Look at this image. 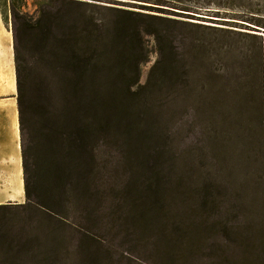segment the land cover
Returning a JSON list of instances; mask_svg holds the SVG:
<instances>
[{"label": "rangeland", "instance_id": "374dc122", "mask_svg": "<svg viewBox=\"0 0 264 264\" xmlns=\"http://www.w3.org/2000/svg\"><path fill=\"white\" fill-rule=\"evenodd\" d=\"M71 1L99 7L92 13L96 20L122 22L123 26L128 27L130 36L138 31L146 32L148 26L157 28L168 41L167 58L171 54L184 62L186 56L191 58L199 82L207 80L209 69L213 64L217 66L218 61H224L223 67L231 69L234 66L229 64L233 63L235 52L218 54V48L225 45L226 40L244 47L253 59L259 52L261 41L245 34L264 37V29L242 22L264 27V0H166L188 6L191 13L142 3L146 0ZM10 2L11 23L8 25L5 21V24L12 33L13 45L14 32H17L21 63L26 68L30 66L34 69L40 84L38 96L54 97L55 79L45 51L35 45L33 35L21 31L20 22L15 24L13 20V13L36 20L41 7L48 5L50 0ZM104 7L116 9L117 12L103 10ZM4 10L8 14V7H4ZM63 10L68 17L72 12L73 20L83 13V10L74 8L64 7ZM124 19L134 21H129L127 25ZM196 42L199 46L202 42L210 46L200 50L199 46L194 45ZM143 44L146 57L140 67V88L131 82L135 62L121 65L116 60H111L103 68L97 90L91 88L97 92L98 109L97 116H93L95 127L85 136V141L93 144L98 158L96 161L102 170L96 188V193H100L99 201L94 194L91 199L88 195L83 170L90 161L86 152L81 150L77 168L74 160H70V191L63 204V194L50 179L58 164L55 155L59 152L54 144L55 139L46 136L41 119L34 117L28 120L26 143L30 162L29 179L34 196L38 197L42 208L27 205L25 197L16 202L7 199L0 205L8 207L0 210V220H6L8 225L15 227L12 236L0 245V262L3 264H212L202 255L200 259L192 256L188 258L190 262L186 261L184 247L195 241L192 234L190 240H178L174 228V224H177L175 216L179 212L195 209L192 208L196 205L192 191L203 183L202 164L208 167L213 176H216V170L220 175L226 174L227 169L219 167L215 160L214 136L220 133L219 143L225 148L230 144L232 146L225 166L231 167L233 151L239 164L249 166L244 133L236 128L227 108L218 116L210 103L202 114L198 104L197 110L194 104L188 107L182 85L179 87L170 79L177 77V67L175 71L168 66L167 79L163 75L166 82L160 89L155 85L145 89L149 73L159 56L154 39L145 37ZM222 66L218 67L222 69ZM256 72L259 74L260 69L257 68ZM159 75L162 76V73ZM159 75L156 77L159 78ZM219 85L214 84L213 88ZM221 91V98L230 101V92L227 89ZM90 93V90L77 93L74 102L76 105L73 109L81 113L83 121V117L91 112L84 103ZM218 93L210 90L205 97L212 103ZM9 98L14 100L16 96L0 98V108ZM52 114L60 121L61 117ZM213 124L217 126L213 127ZM215 129H220L219 133ZM234 133L239 137L236 143L232 139ZM226 134L231 141L222 139ZM153 179L158 180L160 185V214H147L141 210L136 212L133 204L136 193L131 189L137 191L145 180ZM201 217L195 215L199 221ZM211 224L213 222L209 221L207 225ZM192 229L195 231V228ZM204 229L208 231L209 227ZM199 232L203 233L204 230L196 233L201 236ZM211 238L204 239L203 248L210 247Z\"/></svg>", "mask_w": 264, "mask_h": 264}, {"label": "trees", "instance_id": "16d2710c", "mask_svg": "<svg viewBox=\"0 0 264 264\" xmlns=\"http://www.w3.org/2000/svg\"><path fill=\"white\" fill-rule=\"evenodd\" d=\"M142 3L191 13L188 6L182 3H179V6L177 1L146 0ZM64 7L83 10L82 16L79 18L76 16L73 20L72 12L70 17L66 16ZM94 9H99V7L71 0H50L48 5L41 7L36 20L13 13L15 24L20 22L21 31L33 35L35 45L45 51L51 63L49 69L55 79L54 97L38 96L40 84L36 80L34 69L30 66L26 68L21 63L15 31L16 101L21 134L24 194L27 205L42 208L38 197L34 196L29 179L30 162L26 143V126L28 120L34 117L41 119L46 136L50 135L55 139L54 144L55 147L57 145L56 149L59 152L55 155L58 157V164L57 169L50 174V179L63 194V204V199L68 197L70 191L72 177L70 160H74L77 168L81 150L86 152L87 159L90 161L87 168L84 167L83 170L88 195L90 199L92 194L96 199H100V193H96V188L99 185V174L102 170L100 163L96 161L98 158L93 151V144L85 141V136L89 135L95 127L93 116H97L98 109L97 92L91 88L94 87L97 90L103 68L111 60H116L121 65L135 62L131 82L140 88V67L146 57L143 39L151 37L156 41L159 58L149 73L144 88H152L155 85L160 89L166 82L163 80V75L167 79L168 66L175 71L178 69L177 77L170 79L179 87L182 85V92L188 100V107L194 104L197 110L198 104L202 114V111L206 110V105L210 103L213 104L218 116L227 108L236 128L243 131L247 144L246 157L249 160V166L239 164L234 151L231 167L225 166L232 146L230 144L225 148L219 143L220 129L214 130L219 133L214 136L215 160L219 167L227 170L225 175H220V172L216 170V176H213L208 167L202 164L203 183L201 186L194 187L192 191L196 200V205L192 208L195 209L190 212L189 210L179 212L175 216L177 224H174V228L178 233V240H190L192 234L195 241L187 246L184 243L185 259L190 262L188 258L196 256L200 259L202 255L212 264H264V37L245 34L246 37L261 41L259 52L253 59L244 47L226 40L225 45L218 48L220 52L218 54L235 52L236 54L232 57L233 63L229 64L234 66L231 69L227 66L223 67L224 61H218L217 66L213 64L209 69L207 80L199 82L198 75L194 71V61L191 58L186 56L185 62L179 60L174 54L167 58L166 49L169 45L160 30L148 26L146 32L136 31V35L130 36L127 32L128 27L123 26L122 22L96 20L92 14ZM103 10L117 12L116 9L108 7H104ZM129 21H134V19H124V24H129ZM242 22L264 29L257 24ZM201 44L199 46L196 42L194 45L199 46L200 50L210 46L203 42ZM131 55L132 60H130ZM257 68L260 69L259 74L256 72ZM160 72L162 76L159 75ZM156 75L157 77L159 75V78ZM218 83L220 85L213 88V85ZM226 89L230 92V101L221 98V90ZM85 90L91 91L84 99L85 107L91 112L83 117V121L80 117L81 113L73 108L76 105L74 102L78 97L77 93ZM210 90L219 92L212 103L205 97L207 91ZM192 97L194 100L191 101ZM52 113L61 117L60 121ZM47 131L50 134H47ZM222 139L231 141L228 134ZM232 139L236 143L239 137L234 133ZM131 192L136 193L135 201L133 200L136 212L141 210L147 214H160L162 196L158 180H145L137 191L131 189ZM183 196L181 194L182 203ZM5 208L8 207L0 206V210ZM197 214L202 216L200 221L195 218ZM209 221L213 222V225H207ZM7 223L6 220H0V245L5 244L7 238H10L15 230V227ZM208 227L206 231L204 228ZM192 228H195V231ZM199 230H204L203 233L199 232L201 236L196 235ZM206 238H211V245L208 249L202 247ZM15 263L19 264V262L11 264ZM0 264L3 263L0 262Z\"/></svg>", "mask_w": 264, "mask_h": 264}, {"label": "crops", "instance_id": "0c3cea01", "mask_svg": "<svg viewBox=\"0 0 264 264\" xmlns=\"http://www.w3.org/2000/svg\"><path fill=\"white\" fill-rule=\"evenodd\" d=\"M11 1V0H10ZM9 0H0V98L17 96L15 52L10 22ZM4 7H8V14ZM16 98L0 108V205L24 194L21 134ZM4 101V102H5ZM1 102V100H0Z\"/></svg>", "mask_w": 264, "mask_h": 264}, {"label": "bare ground", "instance_id": "6f19581e", "mask_svg": "<svg viewBox=\"0 0 264 264\" xmlns=\"http://www.w3.org/2000/svg\"><path fill=\"white\" fill-rule=\"evenodd\" d=\"M23 199V194H22V192H21V196L20 197H17V198H12V199H10V201H12V202H16V201H18V199Z\"/></svg>", "mask_w": 264, "mask_h": 264}]
</instances>
